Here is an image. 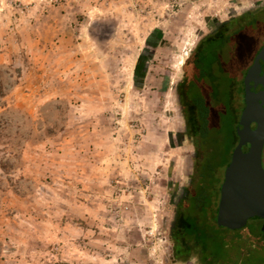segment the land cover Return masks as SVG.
I'll use <instances>...</instances> for the list:
<instances>
[{
    "label": "rangeland",
    "instance_id": "1",
    "mask_svg": "<svg viewBox=\"0 0 264 264\" xmlns=\"http://www.w3.org/2000/svg\"><path fill=\"white\" fill-rule=\"evenodd\" d=\"M263 7L0 0V264H199L175 260L170 237L195 158L177 90L206 36ZM256 50L242 36L213 67L238 74L237 125Z\"/></svg>",
    "mask_w": 264,
    "mask_h": 264
},
{
    "label": "trees",
    "instance_id": "2",
    "mask_svg": "<svg viewBox=\"0 0 264 264\" xmlns=\"http://www.w3.org/2000/svg\"><path fill=\"white\" fill-rule=\"evenodd\" d=\"M242 36L256 45L254 59L264 42V7L225 21L206 36L196 49L191 79L184 80L177 90L186 121L185 135L196 151L191 186L176 204L170 226L174 258L178 262L186 263L193 257H197L199 264L263 262V248L259 243L264 240L263 220L255 219L250 228L231 234L216 224L217 208L211 215L209 210L220 193L222 183L218 172L229 164L238 139L235 115L230 108L237 75L225 84L221 73L217 74L213 67L219 65L220 55ZM241 85L244 94L243 81ZM214 156L219 159L213 160Z\"/></svg>",
    "mask_w": 264,
    "mask_h": 264
},
{
    "label": "water",
    "instance_id": "3",
    "mask_svg": "<svg viewBox=\"0 0 264 264\" xmlns=\"http://www.w3.org/2000/svg\"><path fill=\"white\" fill-rule=\"evenodd\" d=\"M264 45L243 80L244 108L238 143L224 172L215 215L219 228L238 231L249 221H264ZM264 232V222L262 225Z\"/></svg>",
    "mask_w": 264,
    "mask_h": 264
},
{
    "label": "flooded vegetation",
    "instance_id": "4",
    "mask_svg": "<svg viewBox=\"0 0 264 264\" xmlns=\"http://www.w3.org/2000/svg\"><path fill=\"white\" fill-rule=\"evenodd\" d=\"M263 44L261 45V47H260V49L263 47V45H264V42H262ZM260 51V50H259ZM255 59V58H254ZM254 59H253V62H254ZM253 62H252V64H253ZM251 64V65H252ZM250 68V67H249ZM249 68H247V70H246V73H247V71H248V69ZM246 73L243 75V77H242V81L244 80V78H245V75H246ZM263 73H264V66H263ZM238 75V74H237ZM237 77V76H236ZM238 140V139H237ZM238 143V142H237ZM194 147V146H193ZM194 150H195V147H194ZM195 157H196V151H195Z\"/></svg>",
    "mask_w": 264,
    "mask_h": 264
}]
</instances>
